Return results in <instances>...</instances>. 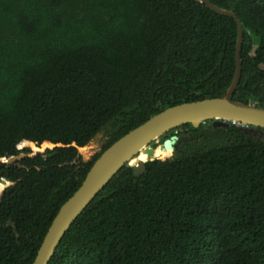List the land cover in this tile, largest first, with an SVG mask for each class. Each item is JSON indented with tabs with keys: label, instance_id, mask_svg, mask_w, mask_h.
I'll return each instance as SVG.
<instances>
[{
	"label": "trees",
	"instance_id": "1",
	"mask_svg": "<svg viewBox=\"0 0 264 264\" xmlns=\"http://www.w3.org/2000/svg\"><path fill=\"white\" fill-rule=\"evenodd\" d=\"M210 1L242 21L233 98L264 106V0ZM236 34L200 0H0V159L27 141L68 145L0 167L13 183L0 196V264H32L99 155L76 165L69 144L114 120L104 150L166 107L221 95ZM221 129L235 141L148 160L140 174L123 166L48 264H264V142L235 123Z\"/></svg>",
	"mask_w": 264,
	"mask_h": 264
},
{
	"label": "water",
	"instance_id": "2",
	"mask_svg": "<svg viewBox=\"0 0 264 264\" xmlns=\"http://www.w3.org/2000/svg\"><path fill=\"white\" fill-rule=\"evenodd\" d=\"M200 2L213 12L229 16L236 22L235 68L229 85L219 96L205 95L201 99L177 103L162 109L143 123L124 133L102 150L92 162L80 185L63 202L54 215L40 242L32 264H48L58 243L74 220L123 166L126 164L132 165L135 173L140 174L146 170V161L153 159L166 161L170 159L172 155L171 153L167 154V147L170 146L173 149L176 146L177 136L165 139L157 146L153 145L170 130L188 123L197 128L203 122H205L206 127L212 125L213 127L227 128L231 123H235L246 132L254 129L264 130V106L256 105L254 102L245 103L233 98L242 72V21L228 7L217 6L210 0H200ZM211 120L212 122H210ZM182 140L184 141L185 138L182 137ZM45 141L49 142L51 147H42ZM27 142L36 144L38 149L18 146L19 148L28 147V151L0 159V167L22 158L33 157L44 154L48 150L68 146L61 142L53 143L49 140H44L41 143ZM69 145L75 146L77 151L80 152V149L87 144L78 146L75 142H72ZM39 148L43 149L40 150ZM159 150L161 151L160 154L157 153ZM142 153L146 155L145 159L140 158Z\"/></svg>",
	"mask_w": 264,
	"mask_h": 264
},
{
	"label": "rangeland",
	"instance_id": "3",
	"mask_svg": "<svg viewBox=\"0 0 264 264\" xmlns=\"http://www.w3.org/2000/svg\"><path fill=\"white\" fill-rule=\"evenodd\" d=\"M115 121L111 120L107 124H105L97 134H95L91 140L87 143L85 147L78 151L73 163L76 165L88 163L92 160L96 155L100 153V151L107 145V143L111 140L115 132ZM225 128V127H224ZM212 127H201L197 131L191 132L193 135L187 141L183 143H178V146L175 149L171 150L172 157H181L185 155H189L194 152H198L204 146H222L226 144H230L235 141V137L232 136L226 130H214ZM171 131V130H170ZM247 133L246 131H244ZM255 141L264 142V132L260 133L257 136H251ZM21 146V145H19ZM42 147H51L50 144L44 143ZM40 150L43 148H39ZM91 156V157H90ZM88 158V159H84ZM11 182L3 181L0 182V196L2 191L10 185Z\"/></svg>",
	"mask_w": 264,
	"mask_h": 264
},
{
	"label": "flooded vegetation",
	"instance_id": "4",
	"mask_svg": "<svg viewBox=\"0 0 264 264\" xmlns=\"http://www.w3.org/2000/svg\"><path fill=\"white\" fill-rule=\"evenodd\" d=\"M210 122H212V120H211ZM203 126L205 127V122H203V123L199 126V128H201V127H203ZM237 126L240 128L239 125H237ZM207 127H212V128H223V127H213L212 125H209V126H207ZM227 128H228V127H227ZM240 129L242 130V128H240ZM197 130H198V127L196 128V130H189V129L183 127V126L177 127V128H175V129L169 131V132L166 133L165 135L161 136L160 139H159V141H158L156 144L158 145L159 143H162L165 139L171 138L172 136H177V137H178V140H177L176 146L173 148V149H175V148L178 146V143H180V142L183 143V142L187 141L190 137L193 136V135L191 134V132H193V131H197ZM242 131L244 132V130H242ZM262 132H264V130L261 131V130L254 129V130H251L250 132H247V133L244 132V135H245L247 138L252 139L251 136H255V137H256L257 134L259 135V134L262 133ZM182 137L185 138L184 141L182 140ZM252 140H254V139H252ZM157 145H156V146H157Z\"/></svg>",
	"mask_w": 264,
	"mask_h": 264
},
{
	"label": "bare ground",
	"instance_id": "5",
	"mask_svg": "<svg viewBox=\"0 0 264 264\" xmlns=\"http://www.w3.org/2000/svg\"><path fill=\"white\" fill-rule=\"evenodd\" d=\"M27 146H29V145H27ZM31 146H34L35 148H33V147H31ZM31 146H30V147H31V148H33V149H38L36 144H31ZM167 150H168V151H167V154H170V153H171V150H172V148H171L170 146H168V147H167ZM157 153H159V154H160V153H161V151L159 150ZM145 157H146V155H145V154H143V153L140 155V158H142V159H145Z\"/></svg>",
	"mask_w": 264,
	"mask_h": 264
}]
</instances>
